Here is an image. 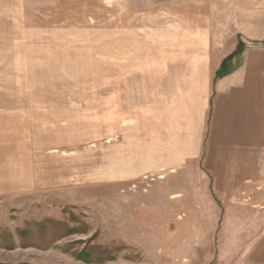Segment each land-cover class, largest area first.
Here are the masks:
<instances>
[{"label":"rangeland","instance_id":"obj_1","mask_svg":"<svg viewBox=\"0 0 264 264\" xmlns=\"http://www.w3.org/2000/svg\"><path fill=\"white\" fill-rule=\"evenodd\" d=\"M199 34L264 46V0H0V264H261L264 181L221 207L203 174L114 180L120 104H144L162 40Z\"/></svg>","mask_w":264,"mask_h":264},{"label":"crops","instance_id":"obj_2","mask_svg":"<svg viewBox=\"0 0 264 264\" xmlns=\"http://www.w3.org/2000/svg\"><path fill=\"white\" fill-rule=\"evenodd\" d=\"M199 35L185 44L162 40L160 52L145 62L144 78L136 79L144 87V104L130 102L124 113L120 104V126L124 122L127 128L120 131L124 142L115 144L114 180L131 181V187L146 176L161 175L163 180L173 173H199L208 177L204 186L216 205L236 207L222 199L221 189L235 192L264 181V46L245 45L237 66L216 79L234 44L223 48L211 36ZM133 81L131 76L125 93L132 94ZM115 118L118 122L117 114ZM193 206L201 209L204 204L195 201ZM259 222L263 231L250 240L256 246L248 256L264 264L261 217Z\"/></svg>","mask_w":264,"mask_h":264},{"label":"trees","instance_id":"obj_3","mask_svg":"<svg viewBox=\"0 0 264 264\" xmlns=\"http://www.w3.org/2000/svg\"><path fill=\"white\" fill-rule=\"evenodd\" d=\"M244 48H245L244 45L237 44L235 51L232 54L226 56L222 60L220 66H219V68L215 74L216 79L225 76L226 74H228L229 72H231L234 69L232 61H233V59L235 60L237 56L240 57L241 53H243V51H244ZM239 57H238V59H240Z\"/></svg>","mask_w":264,"mask_h":264}]
</instances>
